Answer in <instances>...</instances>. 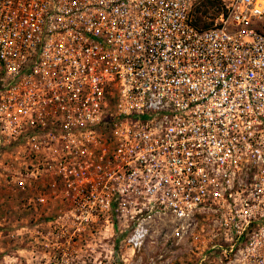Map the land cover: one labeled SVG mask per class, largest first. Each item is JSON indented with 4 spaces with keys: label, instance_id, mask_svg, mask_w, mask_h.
Returning a JSON list of instances; mask_svg holds the SVG:
<instances>
[{
    "label": "built area",
    "instance_id": "built-area-1",
    "mask_svg": "<svg viewBox=\"0 0 264 264\" xmlns=\"http://www.w3.org/2000/svg\"><path fill=\"white\" fill-rule=\"evenodd\" d=\"M194 1L0 0V205L129 217L132 250L207 220L217 262L264 264V0L205 28Z\"/></svg>",
    "mask_w": 264,
    "mask_h": 264
},
{
    "label": "rangeland",
    "instance_id": "rangeland-1",
    "mask_svg": "<svg viewBox=\"0 0 264 264\" xmlns=\"http://www.w3.org/2000/svg\"><path fill=\"white\" fill-rule=\"evenodd\" d=\"M203 8L205 13H201ZM219 11L205 0H195L192 20L199 16L211 25ZM53 216L27 209L19 195L4 200L0 205V264H220L216 248L210 249L216 236L212 237L215 229L207 220L176 239L173 229L164 226V218L132 250L124 241L132 226L129 217L113 218L111 226L99 222L89 229L73 230L52 228L46 221Z\"/></svg>",
    "mask_w": 264,
    "mask_h": 264
},
{
    "label": "trees",
    "instance_id": "trees-1",
    "mask_svg": "<svg viewBox=\"0 0 264 264\" xmlns=\"http://www.w3.org/2000/svg\"><path fill=\"white\" fill-rule=\"evenodd\" d=\"M205 3L210 7L216 6V11L220 10V1L219 0H205ZM206 9L203 8L201 13H205ZM192 24L197 28H205L210 25L211 22H203L200 20L199 16H196L192 21Z\"/></svg>",
    "mask_w": 264,
    "mask_h": 264
}]
</instances>
